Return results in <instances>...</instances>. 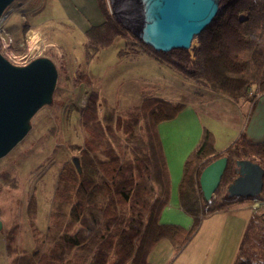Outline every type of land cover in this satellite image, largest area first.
I'll return each instance as SVG.
<instances>
[{
  "label": "trees",
  "instance_id": "1",
  "mask_svg": "<svg viewBox=\"0 0 264 264\" xmlns=\"http://www.w3.org/2000/svg\"><path fill=\"white\" fill-rule=\"evenodd\" d=\"M95 1L103 22L90 26L84 33L88 49H103L109 47L117 37L123 39L131 36L107 11L105 0ZM219 4L221 11L199 35V46L193 49V58L187 50L160 52L140 41L138 44L144 52L155 54L160 62L175 68L201 86H207L216 95L234 101L242 98L250 100L247 94L251 89L264 93V0H220ZM98 100L104 112L101 117L98 115ZM181 109V104L150 97L143 99L139 106L125 108L117 115L104 98L91 94L80 112L84 139L78 159L82 174L77 173L70 163L63 166L69 167L66 169L68 172L64 168L58 177L55 187L59 188L54 191L50 222L45 234L41 235L43 241L29 254L12 258L9 264H16L15 261L17 264H149L147 256L160 240H168L177 251L194 236L205 216L228 210L235 203L252 200L228 197L225 190L220 199L212 197L205 202L198 177L208 164L221 157L227 158V166L221 177L223 181L220 180L224 185H229L236 177L234 162L237 160H249L264 169V143H249L240 135L223 153L217 154L210 133L204 131L206 134L202 136L205 138L201 137L199 146L184 162L178 188L179 206L192 216V226L185 229L175 224L159 223L160 211L168 199L169 176L157 125L175 117ZM140 122L143 135L138 131ZM195 150L197 153H194ZM106 162H111V165ZM61 175L68 179L65 180L64 176L61 178ZM262 181V191L257 197L260 201H264V174ZM217 193L218 188L214 194ZM28 208L32 226L36 212L33 197ZM262 225L264 213L251 216L234 264H239L243 259L249 264H264ZM45 244L47 248L44 251ZM6 250L8 256L14 252L12 239L8 241Z\"/></svg>",
  "mask_w": 264,
  "mask_h": 264
},
{
  "label": "rangeland",
  "instance_id": "2",
  "mask_svg": "<svg viewBox=\"0 0 264 264\" xmlns=\"http://www.w3.org/2000/svg\"><path fill=\"white\" fill-rule=\"evenodd\" d=\"M62 3L67 4L66 0H14L4 10L5 18L0 22V53L10 63L23 66L44 57L51 60L57 70L52 102L34 114L27 135L0 159V222L3 224L0 230V264H9L17 255L29 254L43 241L41 235L45 234L50 222L58 175L66 163L72 164V158L79 157L83 147L84 131L80 112L89 96L98 93L97 96L104 98L118 115L128 105H137L142 97H157L158 94L155 90L144 88L147 84L145 70L150 65L154 66V63L147 57L145 59L146 54L136 38L130 34L125 40L117 37L109 47L88 49L84 46V33L89 25L87 15L75 10L65 13ZM105 3L109 11L107 0ZM8 10L10 12L7 13ZM91 13L89 10L88 14ZM126 43L127 46L131 43L133 50ZM122 45L126 47H123L124 51ZM94 52L97 54L94 55ZM188 53L193 58V49ZM168 71V74L176 72L181 78H188L173 67H168ZM201 87L196 83L195 90H202ZM99 102L98 115L101 117L103 107ZM139 127V133L143 135L141 122ZM226 186L220 183L218 193L212 197L218 200L225 193ZM32 197L36 212L34 225L31 226L32 218H29L27 209ZM253 202L261 205L254 210ZM238 205L247 208L251 214L264 213V201L246 200L233 204ZM217 219L218 216H215L203 223L201 230L197 229L198 232L185 246L174 252L166 264H233L245 219L242 218L243 221L237 223V227L233 225V219L226 222L225 227L223 221ZM213 225L218 226L214 236L208 232ZM10 239L14 252L8 256L6 246ZM43 248L45 251L47 245ZM215 248L217 251L213 250ZM239 264L249 262L243 259Z\"/></svg>",
  "mask_w": 264,
  "mask_h": 264
},
{
  "label": "water",
  "instance_id": "3",
  "mask_svg": "<svg viewBox=\"0 0 264 264\" xmlns=\"http://www.w3.org/2000/svg\"><path fill=\"white\" fill-rule=\"evenodd\" d=\"M14 0H0V18ZM220 0H107L113 19L134 38L155 51L191 50L199 46V35L220 11ZM57 70L51 60L40 57L23 66L10 63L0 53V159L30 130V120L52 102ZM81 173L78 157L71 160ZM227 166L221 157L199 174L198 184L205 202L217 190ZM236 177L227 186L228 197L257 200L262 191L264 169L249 160L234 162ZM2 223L0 222V230Z\"/></svg>",
  "mask_w": 264,
  "mask_h": 264
},
{
  "label": "crops",
  "instance_id": "4",
  "mask_svg": "<svg viewBox=\"0 0 264 264\" xmlns=\"http://www.w3.org/2000/svg\"><path fill=\"white\" fill-rule=\"evenodd\" d=\"M66 3V5L63 3L61 4L63 6L62 8L65 9V13H67L68 10H75L76 12H79L85 16L87 15V19L89 21L87 28L93 25H100L103 22V18L97 8L95 0H66ZM89 10L92 12L90 15L88 14ZM144 53L146 54L144 55L145 57L151 59L150 61L155 63L154 66L150 65L145 70V75L147 77V84L145 87L150 88L151 90L155 89V91L158 92L159 95H157L155 98L182 105V109L175 115V117L166 121H162L157 125V133L161 147L163 148L162 151H164L163 155L169 176L168 199L166 205L160 211L159 223L175 224L185 229H189L192 226V218L181 210L178 203V188L180 185L185 160L198 145L203 134L202 131L204 130L211 134L213 139V148L217 154L223 153L228 146H230L238 137H240V135H243L248 142L251 141V143H254L255 141V143H264V93L254 98V100L253 98L250 100L242 98L234 101L228 97H220L218 95L215 96L214 92L204 86L201 87L202 90L196 91L195 81L189 80L188 78L184 80L185 78H181L178 74L176 75V72H173L175 75L170 73L168 74L166 70H168V67L171 66L160 62L159 59L152 53ZM160 83H162V85ZM181 85H187L188 87L184 88L181 87ZM145 98L150 97H142V100ZM141 102H139L137 105H128V107L139 106ZM189 106H191L190 111ZM241 106H243V108ZM184 111L187 112L184 113ZM194 116L196 120L194 119ZM194 120L195 122H199H196V124ZM188 126L189 129H187ZM193 132L196 133L194 134ZM161 139L163 143H161ZM231 139H233V141H231ZM167 153H169V155ZM170 176L172 180L170 179ZM172 188L173 190H171ZM243 208V206L232 205V207H230L228 210H225L224 212H213L202 219L198 230H201L203 223L208 221L206 219H213V217L216 215L219 216L221 212L222 216H219L220 218L218 217L217 220H222L224 223L223 226L226 224V222H228V220L230 221L233 219V225L237 227V223H240L241 220L243 221L242 218H244L245 222L242 224L240 230V243L244 229L251 216L254 215V213L251 214L246 208H244L246 211ZM227 214L230 216V218ZM217 228V225L209 227L208 232L210 235L213 234L214 236L216 234ZM239 243L236 245V253L233 259L234 261ZM174 252H176V250L172 247L170 242L163 239L160 240L149 252L147 261L149 264H166Z\"/></svg>",
  "mask_w": 264,
  "mask_h": 264
},
{
  "label": "bare ground",
  "instance_id": "5",
  "mask_svg": "<svg viewBox=\"0 0 264 264\" xmlns=\"http://www.w3.org/2000/svg\"><path fill=\"white\" fill-rule=\"evenodd\" d=\"M25 2H26V1H25ZM30 2H31V1H30ZM225 2H226V1H225ZM46 3H47V2H46ZM97 3H98V2H97ZM10 5H11V4H10ZM219 5H220V4H219ZM47 6H49V5H47ZM99 9H100V8H99ZM5 10H6V9H5ZM104 11H105V10H104ZM107 11H108V10H107ZM8 12H10V10H8L7 13H8ZM101 13H104V12H101ZM5 14H6V13H4V14L1 16V18H0V22H2V21L4 20V18H5ZM241 14H243V13H241ZM49 15H50V14H49ZM104 15H105V13H104ZM39 16H40V15H39ZM47 16H48V15H47ZM60 19H61V18H60ZM105 21H106V20H105ZM66 22H67V21H66ZM72 24H73V23H72ZM74 24H75V23H74ZM78 29H79V28H78ZM98 29H99V28H98ZM85 32H86V31H85ZM86 34H87V33H86ZM84 36H85V35H84ZM85 38H86V37H85ZM85 38H84V40H85ZM119 38H120V37H119ZM123 39H124V38H123ZM123 39H122V40H123ZM84 40H82V42H83ZM87 40H88V38H87ZM124 40H125V39H124ZM120 42H121V41H120ZM120 42H119V43H120ZM84 43H85V42H84ZM134 43H135V42H134ZM85 44H86V43H85ZM122 44H123V43H122ZM124 44H125V43H124ZM127 44H128V43H126V46H127ZM113 45H114V44H113ZM116 45H117V44H116ZM84 46H86V45H84ZM119 46H120V45H119ZM129 46H130V47L132 46L131 43L129 44ZM129 46H127V47H129ZM123 47H125V46L122 45V48H123ZM130 47H129V48H130ZM113 48H114V47H113ZM115 48H117V47H115ZM125 48H126V47H125ZM133 48H134V47L132 46V49H131V50H133ZM7 49H8V48H7ZM95 49H97V48H95ZM95 49H94V50H95ZM135 49H136V48H135ZM109 50H110V49H109ZM115 50L117 51V49H115ZM122 50L124 51V48H123ZM146 50H148V49H146ZM146 50H145V51H146ZM98 51H99V50H98ZM134 51H135V50H134ZM134 51H133V52H134ZM171 51H175V49H174V50H171ZM112 52H114V50H113ZM137 52H139V51H137ZM146 52L149 53L148 51H146ZM105 53H106V52H105ZM117 53H118V52H117ZM139 53H140V52H139ZM150 53H151V52H150ZM4 54H5V53H4ZM91 54H93V53H91ZM96 54H97V53H96ZM96 54H95V52H94V55H96ZM100 54H101V53H100ZM121 54H122V53H121ZM98 55H99V54H98ZM98 55H97V56H98ZM104 55H105V54H104ZM109 55H110V54H109ZM113 55H115V54H113ZM117 55H118V54H117ZM129 55H130V54H129ZM137 55H138V53H137ZM154 55H155V54H154ZM4 56H5V55H4ZM10 56H11V55H10ZM74 56H75V55H74ZM76 56H77V55H76ZM83 56H85V54H83ZM122 56H123V55H122ZM132 56H133V55H132ZM135 56H136V55H135ZM138 56H139V55H138ZM140 56H141V54H140ZM99 57H101V56H99ZM115 57H116V56H115ZM126 57H127V56H126ZM144 57H145V56H144ZM156 57H157V56H156ZM157 58H158V57H157ZM77 59H78V58H77ZM145 59H146V57H145ZM78 60H79V59H78ZM110 60H111V59H110ZM120 60H121V58H120ZM120 60H119V61H120ZM160 60H161V59H160ZM79 61H80V60H79ZM131 61H132V60H131ZM24 62H25V61H24ZM122 62H123V61H122ZM124 62H125V61H124ZM195 62H196V61H195ZM76 63H79V62H76ZM138 63H140V62H138ZM124 64H125V63H124ZM135 64H136V63H135ZM184 64H185V63H184ZM119 65H120V64H119ZM122 65H123V64H122ZM154 65H155V63H154ZM188 65H189V64H188ZM17 66H18V65H17ZM79 66H80V64H79ZM84 66H85V65H84ZM159 66H160V64H159ZM122 67H123V66H122ZM133 67H134V66H133ZM156 67H157V66H156ZM78 68H79V67H78ZM80 68H81V67H80ZM123 68H124V67H123ZM76 69H77V68H76ZM118 69H119V68H118ZM128 69H129V68H128ZM133 69H134V68H133ZM158 70H159V69H158ZM85 71H86V70H85ZM123 71H124V70H123ZM159 71H160V70H159ZM167 71H168V70H167ZM81 72H83V71L81 70ZM168 72H169V71H168ZM222 73H223V72H222ZM78 74H79V73H78ZM80 74H81V73H80ZM166 74H167V73H166ZM171 74H174V73H171ZM83 75H84V74H83ZM108 75H109V74H108ZM176 75H177V74H176ZM138 76H140V75H138ZM179 76H180V75H179ZM85 77H86V76H85ZM177 77H178V76H177ZM179 78H180V77H179ZM186 78H187V77H186ZM86 79H87V78H86ZM106 79H107V78H106ZM98 80H100V79H98ZM109 80H110V79H109ZM125 80H126V79H125ZM184 80H186V79H184ZM77 81H78V80H77ZM87 81H88V80H87ZM151 81H152V80H151ZM78 82H79V81H78ZM130 82H131V81H130ZM183 82H185V81H183ZM189 82H190V81H189ZM189 82H188V83H189ZM167 83H168V82H167ZM88 84H89V83H88ZM88 84H87V85H88ZM98 84H99V83H98ZM118 84H119V83H118ZM118 84H117V85H118ZM127 84H128V83H127ZM160 84L162 85V83H160ZM151 85H152V84H151ZM188 85H189V84H188ZM91 86H92V85H91ZM108 86H109V85H108ZM137 86H138V85H137ZM213 86L215 87V85H213ZM149 87H150V86H149ZM206 87H207V86H206ZM108 88H109V87H108ZM116 88H117V87H116ZM132 88H133V87H132ZM145 88H146V87H145ZM171 88H172V87H171ZM215 88H216V87H215ZM106 89H107V88H106ZM121 89H123V88H121ZM255 89H256V88H255ZM119 90H120V89H119ZM154 90H155V89H154ZM154 90H153V91H154ZM188 90H190V89H188ZM215 90H219V89H215ZM199 91H200V90H199ZM246 91H247V90H246ZM248 91H249V90H248ZM151 92H152V91H151ZM218 92H219V91H218ZM91 93H93L92 90H91ZM115 93H117V92H115ZM118 93H119V92H118ZM145 93H146V92H145ZM152 93H154V92H152ZM225 93H227V92H225ZM97 94H98V93H97ZM156 94H157V93H156ZM165 94H166V93H165ZM246 94H247V93H246ZM79 95H80V94H79ZM147 95H148V94H147ZM157 95H159V94H157ZM157 95H156V96H157ZM170 95H171V94H170ZM193 95H195V94H193ZM197 95H198V94H197ZM212 95H213V94H212ZM263 95H264V94H263ZM85 96H86V95H85ZM104 96H105V95H104ZM162 96H164V95H162ZM174 96H175V95H174ZM177 96H178V95H177ZM201 96H202V95H201ZM215 96H216V94H215ZM138 97H139V96H138ZM175 97H176V96H175ZM198 97H199V96H198ZM217 97H218V96H217ZM220 97H221V96H220ZM237 97H238V96H237ZM240 97H241V96H240ZM226 98H227V97H226ZM228 98H229V97H228ZM180 99H181V98H180ZM187 99H189V98H187ZM171 100H172V98H171ZM203 100H204V99H203ZM235 100H236V99H235ZM247 100H248V99H247ZM253 100H254V99H253ZM236 101H237V100H236ZM240 103H241V101H240ZM249 103H250V102H249ZM255 103H256V102H255ZM167 104H168V103H167ZM237 104H238V103H237ZM74 105H75V104H74ZM235 105H236V104H235ZM254 105H255V104H254ZM77 106H78V105H77ZM100 106H101V104H100ZM163 106H164V105H163ZM163 106H161V107H163ZM181 106H182V105H181ZM142 107H143V106L141 105V109H142ZM166 107H167V106H166ZM190 107H191V106H189V111H190ZM241 107L243 108V106H241ZM77 108H78V107H77ZM111 109H113V108H111ZM113 110H114V109H113ZM120 111H121V110H120ZM191 111H194V110H191ZM238 111H239V110H238ZM172 112H173V111H172ZM185 112H187V111H184V113H185ZM102 113H104V112H102ZM108 113H109V112H108ZM174 113H175V111H174ZM109 114H110V113H109ZM112 114H113V112H112ZM181 114H182V113H181ZM250 114H251V113H250ZM135 115H136V114H135ZM169 115H170V114H169ZM171 115H172V114H171ZM102 116H103V115H102ZM198 116H199V114H198ZM245 116H246V115H245ZM113 117H114V116H113ZM182 117H184V116H182ZM196 117H197V116H196ZM249 117H250V116H249ZM115 118H116V117H115ZM133 118H134V116H133ZM171 118H172V117H171ZM194 119H195V116H194ZM104 120H105V118H104ZM115 120H117V119H115ZM195 120H196V119H195ZM195 120H194V122H195ZM197 120H198V119H197ZM248 120H249V119H248ZM102 121H103V120H102ZM243 121H244V118H243ZM133 122H134V120H133ZM191 122H192V121H191ZM196 122H197V121H196ZM196 122H195V123H196ZM198 122H199V121H198ZM198 122H197V123H198ZM137 123H138V122H137ZM141 123H142V122H141ZM197 123H196V124H197ZM115 124H116V123H115ZM190 124H191V123H190ZM193 124H194V123H193ZM240 124H241V123H240ZM245 124H246V123H245ZM200 125H201V124H200ZM242 125H243V124H242ZM112 126H113V125H112ZM138 126H139V125H138ZM244 126H245V125H244ZM244 126H243V128H244ZM139 128H140V127H139ZM142 128H143V127H142ZM202 128H203V127H202ZM243 128H242V129H243ZM120 129H121V128H120ZM125 129H126V128H125ZM187 129H189V126H188ZM194 129H196V128H194ZM204 129H205V128H204ZM206 129H207V128H206ZM240 129H241V127H240ZM244 129H245V128H244ZM244 129H243V130H244ZM162 130H163V129H162ZM138 131H139V130H138ZM204 131H205V130H204ZM204 131H202L203 134H206ZM208 131H209V130H208ZM120 132H121V131H120ZM162 132H163V131H162ZM188 132H189V130H188ZM188 132H187V133H188ZM193 133L195 134L196 132H193ZM241 133H242V132H241ZM194 134H193V135H194ZM121 135H122V134H121ZM237 135H238V134H237ZM159 136H160V135H159ZM209 136H211V134H210ZM109 137H111V139L113 138L112 135H110ZM202 137H204V136H202ZM107 138H108V137H107ZM144 138H145V136H144ZM163 138H164V137H163ZM163 138H162V139H163ZM204 138H205V137H204ZM210 138H211V142H213V141H212V140H213V139H212V136H211ZM162 139H161V141H162ZM112 140H113V139H112ZM112 140H111L110 142H112ZM164 140H165V138H164ZM202 140H203V138H202ZM113 141H114V140H113ZM231 141H233V139H231ZM243 141H244V140H243ZM263 141H264V140H263ZM199 142H200V141H199ZM234 142H235V141H234ZM250 142H251V141H250ZM250 142H249V143H250ZM252 142H253V141H252ZM113 143H115V141H114ZM161 143H163V141H162ZM243 143H244V142H243ZM254 143H255V141H254ZM257 143H258V142H257ZM115 144H116V146H117V142H116ZM204 144H205V143H204ZM113 145H114V144H113ZM164 145H165V143H164ZM210 145H212V143H211ZM108 146H110V145H108ZM198 146H199V144H198ZM232 146H233V145H232ZM119 147H120V146H119ZM205 147H206V146H205ZM228 147H229V146H228ZM228 147H227V148H228ZM245 147H246V146H245ZM109 148H111V147H109ZM201 148H202V147H201ZM231 148H233V147H231ZM162 149H163V148H162ZM162 149H161V150H162ZM165 149H166V148H165ZM212 149H213V148H212ZM229 149H230V148H229ZM196 150H197V149H196ZM196 150H195L194 153H197ZM230 150H231V149H230ZM246 150H247V149H246ZM112 151H113V150H112ZM220 151H221V150H220ZM220 151H219V152H220ZM113 152H114V151H113ZM163 152H164V151H163ZM166 152H168V151H166ZM209 152H210V151H209ZM215 152H216V151H215ZM194 153H193V154H194ZM225 153H226V152H225ZM117 154H118V153H117ZM167 154L169 155V153H167ZM247 155H248V154H247ZM249 155H250V154H249ZM251 155L254 156L253 154H251ZM165 156H166V153H165ZM200 156H202V155H200ZM200 156H199V157H200ZM208 156H210V155L208 154ZM220 156H221V155H220ZM220 156H219V157H220ZM243 156H245V155H243ZM204 157H205V156H204ZM204 157H203V158H204ZM256 157H258V156H256ZM119 159H120V158H119ZM166 159H167V158H166ZM262 159H263V158H262ZM166 161H167V160H166ZM263 161H264V159H263ZM99 162L101 163V161H99ZM196 162H197V161H196ZM106 163H109V164H110L111 162H106ZM164 163H165V162H164ZM198 163H199V162H198ZM198 163H197V164H198ZM104 164H105V163H102L101 165H104ZM109 164H107L108 167H109ZM110 165H111V164H110ZM119 165H120V164H119ZM136 165H137V164H136ZM138 165H139V169H140V168H141V167H140V164H138ZM66 166H67V164H66ZM66 166H65L64 168H65V171L68 172V170H66V169L69 168V167L66 168ZM68 166H69V164H68ZM105 166H106V164H105ZM105 166H104V167H105ZM99 167H100V165H99ZM101 167H102V166H101ZM64 168H63V169H64ZM70 168H71V165H70ZM80 168H81V167H80ZM95 168H96V167H95ZM105 168H106V167H105ZM105 168H104V169H105ZM82 169H83V168H82ZM111 169H112V168H111ZM118 169H119V168H118ZM228 169H229V168H228ZM91 170H92V168H91ZM102 170H103V169H102ZM65 171H64V172H65ZM83 171H84V169H83ZM99 172H101V171H99ZM150 172H151V171H150ZM224 172H225V171H224ZM8 173H9V172H8ZM61 173H62V171H61ZM70 173H71V172H70ZM5 174H6V173H5ZM9 174H10V173H9ZM59 174H60V173H59ZM81 174H82V173H81ZM0 175H1V174H0ZM6 175H7V174H6ZM67 175H68V174H66L65 176H67ZM171 175H172V174H171ZM58 176H59V175H58ZM62 176H64V175H61V178H62ZM65 176H64L63 178H64L65 180H67L68 178H66ZM144 176H145V175H144ZM7 177H8V175H7ZM109 177H110V176H109ZM121 177H122V176H121ZM223 177H225V175H224ZM226 177H227V176H226ZM61 178H59V179H61ZM137 178H138V177H137ZM146 178H147V176H146ZM170 179H171V176H170ZM227 179H228V178H227ZM96 180H97V179H96ZM107 180H108V179H107ZM116 180H117V179H116ZM171 180H172V179H171ZM58 181H59V180H58ZM149 181H150V180H149ZM222 181H223V180H221V182H222ZM61 182H62V181H61ZM69 182H70V181H69ZM111 182H112V181H111ZM177 182H178V181H177ZM224 182H226V181H224ZM173 183H174V182H173ZM228 183H229V181H228ZM146 184H147V183H146ZM192 184H193V183H192ZM224 184H225V183H224ZM91 185H92V184H91ZM174 185H175V184H174ZM226 185H228V184H226ZM132 186H133V185H132ZM170 186H171V184H170ZM106 187H107V186H106ZM154 187H155V186H154ZM57 188H59V187H57ZM57 188L55 187V189H57ZM100 188H101V187H100ZM102 189H103V188H102ZM148 189H149V188H148ZM52 190H53V189H52ZM142 190H143V189H142ZM171 190H173V188H172ZM141 193H142V192H141ZM162 193H163V192H162ZM172 193H173V192H172ZM223 193H224V192H223ZM260 194H261V193H260ZM161 195H162V194H161ZM50 196H51V195H50ZM172 196H173V195H172ZM175 196H176V194H175ZM175 196H174V198H175ZM54 198H55V197H54ZM172 198H173V197H172ZM142 199H143V198H142ZM219 199H220V198H219ZM152 200H153V199H152ZM152 200H151V201H152ZM172 200H173V199H172ZM176 200H177V199H176ZM140 201H141V200H140ZM159 201H160V200H159ZM159 201H158V202H159ZM252 201H253V200H252ZM255 201H256V200H255ZM143 202H145V201H143ZM173 202H174V201H173ZM233 202H234V201H233ZM233 202H232V203H233ZM235 202H236V201H235ZM145 203H146V202H145ZM215 203H216V201H215ZM251 203H252V202H251ZM253 203H254V202H253ZM262 204H263V203H262ZM143 205H146V204H143ZM171 205H172V204H171ZM198 205H199V204H198ZM207 205H208V204H207ZM260 205H261L260 203L255 202V203L252 205V207H254V210H255L256 207H258V206H260ZM149 206H150V205H149ZM173 206H174V205H173ZM229 206H230V205H229ZM238 206H239V205H238ZM145 207H146V206H145ZM166 207H167V206H166ZM170 207H171V206H170ZM176 207H177V206H176ZM231 207H232V206H231ZM140 208H142V207H140ZM143 208H144V207H143ZM143 208H142V209H143ZM224 208H226V206H224ZM237 208H238V207H237ZM168 209H169V208H168ZM243 209H244V208H243ZM243 209H242V210H243ZM246 209H247V208H246ZM244 210H245V209H244ZM263 210H264V209H263ZM232 211H233V210H232ZM245 211H246V210H245ZM245 211H244V212H245ZM247 211H248V210H247ZM250 211H251V210H250ZM7 212H8V211H7ZM53 212H54V211H53ZM82 212H84V211H82ZM179 212H180V211H179ZM223 212H224V210H223ZM28 213H30V212L28 211ZM58 213H60V212H58ZM221 213H222V212H221ZM221 213H220V214H221ZM82 214H83V213H81V215H82ZM161 214H162V213H161ZM220 214H219V216H222V214H221V215H220ZM260 214H261V213H260ZM8 215H9V214H8ZM57 215H58V214H57ZM62 215H63V214H62ZM144 215H145V214H144ZM215 215H216V214H215ZM227 215H228V214H227ZM20 216H21V214H20ZM33 216H34V215H33ZM216 216H217V215H216ZM219 216H218V217H219ZM228 216H229V215H228ZM255 216H256V215H255ZM257 216H258V215H257ZM261 216H262V215H261ZM0 217H1V216H0ZM6 217H7V215H6ZM70 217H71V216H70ZM80 217H81V216H80ZM87 217H88V216H87ZM72 218H73V217H72ZM83 218L86 219V217H83ZM191 218H192V216H191ZM198 218H199V217H198ZM216 218H217V217H216ZM219 218H220V217H219ZM221 218H222V217H221ZM229 218H230V216H229ZM7 219H8V218H7ZM80 219H81V218H80ZM131 219H132V218H131ZM71 220H72V219H71ZM78 220H79V218H78ZM207 220H209V219H207ZM220 220H221V219H220ZM259 220H260V218H259ZM5 221H6V220H5ZM143 221H144V219H143ZM158 221H159V220H158ZM228 221H229V220H228ZM214 222H215V221H214ZM220 222H221V221H220ZM254 222H255V221H254ZM261 222H262V221H261ZM70 223H71V222H70ZM90 224H91V223H90ZM2 225H3V224H2ZM69 225H70V224H69ZM94 225H95V224H94ZM211 225H212V224H211ZM230 225H231V224H230ZM258 225H259V224H258ZM260 225H261V224H260ZM254 226H255V225H254ZM262 226H264V225H262ZM210 227H211V226H210ZM224 227H225V226H224ZM224 227H223V228H224ZM235 227H236V226H235ZM69 228H70V227H69ZM69 228H68V229H69ZM10 229H12V228H10ZM224 229H225V228H224ZM1 230H2V229H1ZM65 230H66V228H65ZM74 230H75V229H74ZM199 230H200V229H199ZM244 230H245V229H244ZM6 231H7V230H5V234H6ZM8 231H10V230L8 229ZM49 231H50V230H49ZM68 231H69V230H68ZM71 231H72V230H71ZM257 231H258V230H257ZM223 232H224V231H223ZM244 232H245V231H244ZM7 233H8V232H7ZM61 233H62V232H61ZM61 233H60V234H61ZM191 233H192V232H191ZM196 233H197V231H196ZM69 234H70V233H69ZM69 234H68V235H69ZM222 234H224V233H222ZM71 236H72V234H71ZM189 236H190V235H189ZM224 237H225V235H224ZM221 240H222V238H221ZM133 241H134V240H133ZM53 242H54V241H53ZM60 242H61V241H60ZM217 242H218V240H217ZM220 242H221V241H220ZM220 242H219V243H220ZM241 242H242V241H241ZM45 243H46V242H45ZM64 243H65V242H64ZM67 243H68V242H67ZM67 243H66V244H67ZM62 244H63V243H62ZM69 244H70V243H69ZM82 244H83V243H82ZM217 244H218V243H217ZM223 244H224V243H223ZM240 244H241V243H240ZM259 245H260V244H259ZM41 246H42V245H41ZM66 246H67V245H65V248H66ZM94 246H95V245H94ZM214 246H215V245H214ZM214 246H213V247H214ZM218 246H219V245H218ZM216 247H217V246H216ZM61 248L63 249L64 247H61ZM69 248H70V247H69ZM69 248H68V249H69ZM133 248H134V247H133ZM217 248H218V247H217ZM238 248H239V247H238ZM238 248H237V249H238ZM7 249H8V248H7ZM49 249H50V248H49ZM253 249H254V248H253ZM213 250H216V248L213 249ZM216 251H217V250H216ZM253 251H254V250H253ZM214 252H215V251H214ZM65 253H67V252H65ZM215 253H216V252H215ZM219 253H220V252H219ZM67 254H68V253H67ZM65 255H66V254H65ZM74 256H75V255H74ZM74 256H73V257H74ZM218 256H219V255H218ZM215 257H216V256H214V258H215ZM212 258H213V256H212ZM217 258H218V257H217ZM75 259H76V258H75ZM253 259H254V258H253ZM128 260H129V259H128ZM51 261H52V260H51ZM73 261H74V260H73ZM78 261H79V260H78ZM81 261H82V260H81ZM252 261H253V260H252ZM258 261H259V260H258ZM15 262H16V264H17V261H15ZM15 262H14V263H15ZM73 263H74V262H73ZM80 263H81V262H80ZM69 264H70V263H69Z\"/></svg>",
  "mask_w": 264,
  "mask_h": 264
},
{
  "label": "built area",
  "instance_id": "6",
  "mask_svg": "<svg viewBox=\"0 0 264 264\" xmlns=\"http://www.w3.org/2000/svg\"><path fill=\"white\" fill-rule=\"evenodd\" d=\"M260 95V93H258V92H256V91H254V90H250L249 92H248V94H247V97L248 98H256V97H258Z\"/></svg>",
  "mask_w": 264,
  "mask_h": 264
}]
</instances>
